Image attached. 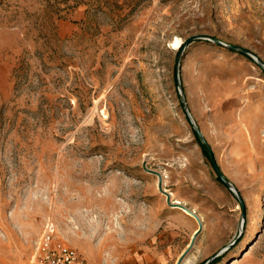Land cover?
I'll return each mask as SVG.
<instances>
[{
	"label": "rangeland",
	"instance_id": "obj_1",
	"mask_svg": "<svg viewBox=\"0 0 264 264\" xmlns=\"http://www.w3.org/2000/svg\"><path fill=\"white\" fill-rule=\"evenodd\" d=\"M194 36L264 64V0H0V264L48 227L87 264L264 257V70L199 40L179 89Z\"/></svg>",
	"mask_w": 264,
	"mask_h": 264
},
{
	"label": "water",
	"instance_id": "obj_2",
	"mask_svg": "<svg viewBox=\"0 0 264 264\" xmlns=\"http://www.w3.org/2000/svg\"><path fill=\"white\" fill-rule=\"evenodd\" d=\"M199 40H207V41L213 42V43H215L217 45H220V46H222V47H224V48H226V49H228L230 51L246 55V56L252 58L264 70L263 62L258 57H256L251 51H249L247 49H244V48H241V47H237V46H234V45L225 44L222 41H220L218 39H215V38H206L204 36H194V37H191V38L187 39L183 43V45H182V47H181V49L179 51L177 60H176L175 77H176V82H177V85H178L179 89L181 88V80H180L181 62H182L183 57L185 55V51H186L187 47L190 44H192L193 42L199 41ZM181 100H182V103H183V106H184V109H185V113H186L189 121L191 122L193 128L195 129V132L197 133L200 141L202 142V144L204 145V147L206 148V150L209 153V156H210V159L212 161L213 167H214V169H215V171H216V173L218 175V178H219L220 182L223 185H225L229 190H231L237 196L239 202L241 203V206L243 208L242 217H241V230H243L244 229V224H245V219H246V214H247L244 200H243L241 194L239 193V191L235 188V186L227 179V177L221 171V169H220V167H219V165H218V163L216 161L213 149L211 148V146L209 145V143L207 142V140L203 136V134H202L201 130L199 129L195 119L193 118L191 112L189 111V109L187 107V103H186L185 97H184V95L182 93H181ZM231 245L226 247L225 249H223L221 253L226 251L229 247H231ZM221 253H219L218 255H215L213 258H211L205 264H210Z\"/></svg>",
	"mask_w": 264,
	"mask_h": 264
},
{
	"label": "built area",
	"instance_id": "obj_3",
	"mask_svg": "<svg viewBox=\"0 0 264 264\" xmlns=\"http://www.w3.org/2000/svg\"><path fill=\"white\" fill-rule=\"evenodd\" d=\"M36 264H87L76 249L59 238L50 227L38 243Z\"/></svg>",
	"mask_w": 264,
	"mask_h": 264
},
{
	"label": "trees",
	"instance_id": "obj_4",
	"mask_svg": "<svg viewBox=\"0 0 264 264\" xmlns=\"http://www.w3.org/2000/svg\"><path fill=\"white\" fill-rule=\"evenodd\" d=\"M195 134H196V136H197V140H198V142L200 143V145L202 146V148H203L205 154L209 155L208 151L206 150V148L204 147V145H203L202 142L200 141V139H199V137H198V135H197L196 132H195ZM222 258H223V256H221V258H220V257L215 258L210 264H216V263L220 262V260H221ZM205 263H206V262H205ZM205 263H202V264H205Z\"/></svg>",
	"mask_w": 264,
	"mask_h": 264
},
{
	"label": "crops",
	"instance_id": "obj_5",
	"mask_svg": "<svg viewBox=\"0 0 264 264\" xmlns=\"http://www.w3.org/2000/svg\"><path fill=\"white\" fill-rule=\"evenodd\" d=\"M234 53L237 54V55H241V56L247 57L246 55H243V54H240V53H236V52H234ZM249 264H264V257L263 258H255Z\"/></svg>",
	"mask_w": 264,
	"mask_h": 264
},
{
	"label": "bare ground",
	"instance_id": "obj_6",
	"mask_svg": "<svg viewBox=\"0 0 264 264\" xmlns=\"http://www.w3.org/2000/svg\"><path fill=\"white\" fill-rule=\"evenodd\" d=\"M181 44H182V41L181 40H177L176 42H175V44H174V46H175V48L176 49H179L180 48V46H181ZM177 202V201H176ZM180 204V203H179ZM180 208V207H179ZM183 208V207H182ZM186 209V212L188 211V213H189V210L187 209V208H185ZM184 209V210H185ZM197 219H198V217H196ZM199 220V219H198ZM199 231V230H198ZM197 231V232H198Z\"/></svg>",
	"mask_w": 264,
	"mask_h": 264
}]
</instances>
